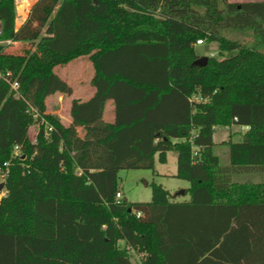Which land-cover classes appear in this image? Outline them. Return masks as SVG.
Wrapping results in <instances>:
<instances>
[{"label": "trees", "instance_id": "trees-1", "mask_svg": "<svg viewBox=\"0 0 264 264\" xmlns=\"http://www.w3.org/2000/svg\"><path fill=\"white\" fill-rule=\"evenodd\" d=\"M0 30V74L19 93L0 78V264H130L129 249L140 264H264V182L230 179L264 170V0H35L16 30L0 0ZM195 40L219 57L193 65ZM81 55L94 92L63 124L45 113L48 96L71 93L52 69ZM28 106L48 136L28 139ZM231 124L246 129L221 142L219 165L213 128ZM169 150L187 199L151 183L148 202H114L119 170Z\"/></svg>", "mask_w": 264, "mask_h": 264}, {"label": "rangeland", "instance_id": "rangeland-1", "mask_svg": "<svg viewBox=\"0 0 264 264\" xmlns=\"http://www.w3.org/2000/svg\"><path fill=\"white\" fill-rule=\"evenodd\" d=\"M232 2H242V1H252V0H228ZM12 50L17 51L18 45H11ZM193 49L196 55L199 56H214L219 57L217 53V44L215 41H203L201 44H194ZM230 52H224L223 56L229 55ZM53 72L61 79H67L66 81L71 82L75 95L80 96L83 93V89L87 87L88 77L92 73V67L86 55L78 56L69 62L56 65L53 67ZM87 72V73H85ZM65 75V76H64ZM68 76L70 79L66 78ZM85 95V94H84ZM83 95V96H84ZM57 94H53V100L46 98L45 100V110L53 106L55 103L58 105L62 104V109L60 110L61 121L64 123V105L62 97V102L56 100ZM49 99V100H48ZM65 101V100H64ZM64 112V113H63ZM30 127V126H29ZM235 125L229 130L225 126H215L212 132V152L217 155L219 165H228V149L226 144L221 143L223 140L226 141L230 137L231 141H238L241 137L240 132H234ZM243 129V127H242ZM34 128L27 129V136L30 141L34 138ZM175 158L176 154L173 150H169L165 153V160L159 162L154 156L153 168L152 169H121L118 171V190L120 194L123 195L130 203H144L148 202L151 198V183L159 184L169 192L171 200L181 201L188 198L187 194L180 193L181 190L188 187V182L184 179L175 177ZM162 172L164 174H158ZM230 179L233 182H264V170L263 171H248V172H232L230 174ZM0 198L4 194L5 190L3 187V180L0 178ZM131 210H138V208H131ZM119 245L123 242L119 241ZM128 258L130 264H140L141 254L128 250Z\"/></svg>", "mask_w": 264, "mask_h": 264}, {"label": "built area", "instance_id": "built-area-1", "mask_svg": "<svg viewBox=\"0 0 264 264\" xmlns=\"http://www.w3.org/2000/svg\"><path fill=\"white\" fill-rule=\"evenodd\" d=\"M35 0H12V12H13V30H16L26 19L29 7ZM1 31V30H0ZM10 40L8 39H0V45L9 44ZM201 40H195L194 44H201ZM0 78H2L9 86V90L13 92L15 96H18V83L15 79H11L9 72H6L3 76L0 74ZM195 99V98H194ZM28 114H30L31 118L34 120L28 128H34L35 132L38 130L39 126H42L44 137L48 136L49 131L51 130V125L48 124L41 116L37 114V112L32 107H27ZM27 128V129H28ZM18 153V147L13 146L12 156ZM6 162H3V169L0 171V178L3 180L6 174ZM121 197L119 191L114 194V202H117ZM132 214L138 218L140 216V212L137 210H131Z\"/></svg>", "mask_w": 264, "mask_h": 264}, {"label": "crops", "instance_id": "crops-1", "mask_svg": "<svg viewBox=\"0 0 264 264\" xmlns=\"http://www.w3.org/2000/svg\"><path fill=\"white\" fill-rule=\"evenodd\" d=\"M89 61V60H88ZM90 62V61H89ZM90 64H91V62H90ZM55 67V66H54ZM91 67H92V65H91ZM52 71H53V69H52ZM93 67H92V73H91V75H89V77H88V82H87V87H85L84 89H83V94L82 95H80V96H76L75 95V92H74V89H73V86H72V83H70L71 82V79L68 77V76H66V78H68V80L70 79V82L68 81H66L65 79H62V80H64L69 86H70V89H71V93L69 94V95H64V94H57V96H56V100L59 102V104H60V101L62 102V97L64 96L65 98L63 99V103H65V107H64V112H65V116H64V123L63 124H67L68 122H69V116H68V107H69V104H70V102H71V100H78V101H83V100H86L87 98H89L91 95H92V93L94 92V88H93V86L91 85V83H90V79H91V77H92V75H93ZM54 73V72H53ZM85 73H87V72H85ZM55 74V73H54ZM56 75V74H55ZM65 76V75H64ZM85 94V95H84ZM84 95V96H83ZM52 98V95H50V96H48L47 98H49V99H51ZM48 99V100H49ZM46 100V99H45ZM51 100H53V99H51ZM65 100V101H64ZM58 105L55 103L53 106H51L50 108H48V109H46L45 110V113H53V114H56L60 119H61V115H60V110L62 109V104H60L59 105V108L57 107ZM63 112V113H64ZM102 120L103 121H105V122H111L112 120H113V105H112V102H111V100H107L106 102H105V104H104V107H103V111H102ZM235 124H231V125H229V126H225V127H228L229 128V130H230V128L232 127V126H234ZM235 129L236 130H234V132H240V130L243 132L245 129H246V127L245 126H241V125H235ZM242 127H243V129H242ZM78 130V133H79V128L77 129ZM241 132V133H242ZM228 139H230V137H228ZM228 139H226V140H228ZM223 141H225V140H223ZM158 174H164V173H162V172H158ZM121 197H122V199L124 200V197H123V195L121 194Z\"/></svg>", "mask_w": 264, "mask_h": 264}, {"label": "water", "instance_id": "water-1", "mask_svg": "<svg viewBox=\"0 0 264 264\" xmlns=\"http://www.w3.org/2000/svg\"><path fill=\"white\" fill-rule=\"evenodd\" d=\"M205 63H206V56H199L192 61V64L196 66H203ZM1 186L2 184H0V187ZM180 193L182 194L183 190H181Z\"/></svg>", "mask_w": 264, "mask_h": 264}]
</instances>
